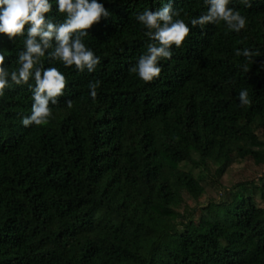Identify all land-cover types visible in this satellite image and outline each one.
Segmentation results:
<instances>
[{
    "label": "trees",
    "instance_id": "1",
    "mask_svg": "<svg viewBox=\"0 0 264 264\" xmlns=\"http://www.w3.org/2000/svg\"><path fill=\"white\" fill-rule=\"evenodd\" d=\"M98 2L111 15L83 38L100 58L95 71L65 67L52 49L41 57L67 80L48 124H22L33 78L17 85L9 76L0 96V264H264V173L230 182L232 162L264 167V0L251 8L230 0L246 18L239 33L223 21L193 27L205 0ZM50 3L46 19L62 22ZM165 3L191 32L146 83L130 72L153 43L136 17ZM29 26L23 36L0 34L9 72ZM245 48L259 52L256 63L235 55ZM97 80L93 100L88 85ZM212 162L227 196L192 206L204 189L181 165L208 171Z\"/></svg>",
    "mask_w": 264,
    "mask_h": 264
},
{
    "label": "clouds",
    "instance_id": "2",
    "mask_svg": "<svg viewBox=\"0 0 264 264\" xmlns=\"http://www.w3.org/2000/svg\"><path fill=\"white\" fill-rule=\"evenodd\" d=\"M240 3L248 8L252 6L250 0H240ZM205 4L207 11L191 20L193 27L199 25L203 28L209 23L219 24L221 21L237 33L246 27V18L239 10L229 7L230 0H205ZM57 6L59 13L66 14V18L59 23L46 19V14L53 9L50 0H0V34L10 39L23 36L26 25H30L24 41L26 50L18 54V70L9 72L5 64L6 50L0 52V96L9 87V76L17 85L28 83L30 78L35 81V87L31 89V115L22 119L25 127L48 124L53 118L50 102L56 105L59 102L57 98L64 94L67 85L66 76L58 68L42 67L41 57L45 56L47 49H52L47 52L50 59L61 61L65 67L75 65L79 71L86 68L91 73L101 62L83 38L88 35V29L102 17H109L110 12L98 0H57ZM180 14V9L165 3L155 12L146 9L137 15L136 19L145 26L148 30L146 35L153 41L147 45V53L130 68V72L138 74L144 82L160 77L162 67L159 61L172 59V46L179 48L189 36L191 29L183 19L178 18ZM235 55L256 63L253 57H258L259 52L236 49ZM261 67L264 68V65ZM243 70L249 71L247 63L243 65ZM100 83L97 80L88 85L93 100L97 97ZM238 96L242 106L249 104L247 89H241ZM66 103L69 108L73 106L71 100Z\"/></svg>",
    "mask_w": 264,
    "mask_h": 264
},
{
    "label": "rangeland",
    "instance_id": "3",
    "mask_svg": "<svg viewBox=\"0 0 264 264\" xmlns=\"http://www.w3.org/2000/svg\"><path fill=\"white\" fill-rule=\"evenodd\" d=\"M257 133L261 135L264 133V128L260 127ZM219 166L218 163H210L209 170H205L202 167H193L192 165H181L182 169L190 171L193 176L198 179L200 185L203 187V193L198 197L199 201L194 202L192 199L188 203L192 206L199 203L201 206L206 205L210 200L219 201L227 196L226 191L222 190L215 180L214 169ZM264 173V167L262 165L255 164L251 158H245L240 161L231 163L230 166V182H258L257 179ZM256 199L258 200L257 196ZM197 216V215H196Z\"/></svg>",
    "mask_w": 264,
    "mask_h": 264
}]
</instances>
